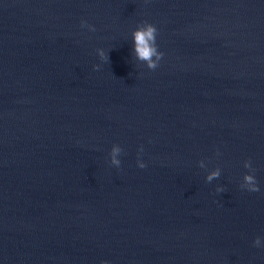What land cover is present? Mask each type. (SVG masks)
<instances>
[{
    "label": "water",
    "instance_id": "95a60500",
    "mask_svg": "<svg viewBox=\"0 0 264 264\" xmlns=\"http://www.w3.org/2000/svg\"><path fill=\"white\" fill-rule=\"evenodd\" d=\"M256 236L264 0H0V264H264Z\"/></svg>",
    "mask_w": 264,
    "mask_h": 264
},
{
    "label": "clouds",
    "instance_id": "9594fccd",
    "mask_svg": "<svg viewBox=\"0 0 264 264\" xmlns=\"http://www.w3.org/2000/svg\"><path fill=\"white\" fill-rule=\"evenodd\" d=\"M81 28H87L89 31H95V27L92 24H89L87 21L81 19L80 21ZM158 34V29L156 26L148 21H142L137 24V26L132 31L133 38V49L136 54L137 59L145 62L146 67L150 70H155L164 55L163 52L158 50V46L156 44V37ZM98 55L102 61L107 60V55L103 50L97 49ZM99 64H94V69H99ZM122 148L118 144H113L109 151V163L111 165L120 167L121 161L118 159V156L122 153ZM143 151V146H140L138 149V157L140 153ZM137 166L139 168H145L146 164L141 160L137 159ZM198 164L201 168H205V164L203 160L198 161ZM244 167L249 171L246 172L242 177V182L240 183V188L247 190L248 192H259L260 187L256 180V177L252 174L255 169L252 167L251 162L249 160H245L243 162ZM221 174V170L219 168H214L210 172H207L205 175V180L207 182H211L214 179L219 178ZM215 191L217 193H222L225 189L222 186H216ZM252 244L254 247L261 248L264 247V243H262V239L260 236L254 237ZM100 264H108L107 261L101 260Z\"/></svg>",
    "mask_w": 264,
    "mask_h": 264
}]
</instances>
